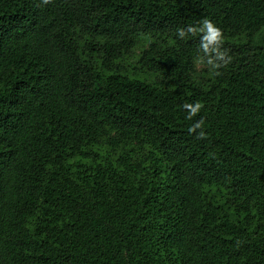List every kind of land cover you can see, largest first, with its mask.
<instances>
[{
	"label": "trees",
	"instance_id": "obj_1",
	"mask_svg": "<svg viewBox=\"0 0 264 264\" xmlns=\"http://www.w3.org/2000/svg\"><path fill=\"white\" fill-rule=\"evenodd\" d=\"M0 264H264V0H0Z\"/></svg>",
	"mask_w": 264,
	"mask_h": 264
},
{
	"label": "clouds",
	"instance_id": "obj_2",
	"mask_svg": "<svg viewBox=\"0 0 264 264\" xmlns=\"http://www.w3.org/2000/svg\"><path fill=\"white\" fill-rule=\"evenodd\" d=\"M43 2L47 3L48 0H43ZM176 34L182 40L188 36L199 34V49L202 55L197 57V62L209 66L215 75H221L219 69L226 68L231 63L232 57L229 55V50L223 47V30L211 19L204 18L196 24L181 26L176 29ZM202 107L203 105L199 101L184 103L182 108L187 112L185 119L192 120L200 113ZM204 123V118L201 117L189 126V133H196L200 139L205 138Z\"/></svg>",
	"mask_w": 264,
	"mask_h": 264
},
{
	"label": "rangeland",
	"instance_id": "obj_3",
	"mask_svg": "<svg viewBox=\"0 0 264 264\" xmlns=\"http://www.w3.org/2000/svg\"><path fill=\"white\" fill-rule=\"evenodd\" d=\"M131 75H132V76H134V77H138V75H136V74H133V73H131Z\"/></svg>",
	"mask_w": 264,
	"mask_h": 264
}]
</instances>
